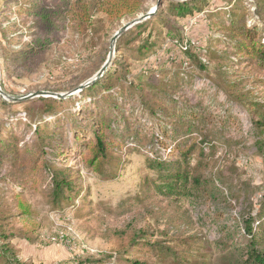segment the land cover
<instances>
[{"label":"rangeland","instance_id":"obj_1","mask_svg":"<svg viewBox=\"0 0 264 264\" xmlns=\"http://www.w3.org/2000/svg\"><path fill=\"white\" fill-rule=\"evenodd\" d=\"M143 1L137 17L167 8L170 0ZM65 2L0 0L5 94L74 90L103 67L116 31L132 20L107 22L97 14L94 36L79 35L67 22L45 31L38 12ZM168 14L163 18L170 24L153 29L152 61L144 63L161 67L160 76L138 73L133 88L123 85L124 72L143 65L131 49L140 44L136 31L124 50L115 49L108 74L118 80L107 75L102 86L52 103L0 93V231L7 235L0 245L7 240L19 264H128L124 257L151 264H241L252 234L264 247V150L256 145L260 114L250 109L259 102L264 112V67L240 60L229 39L231 22L242 19L259 27L264 42V19L254 0H238L233 8L207 0L192 15ZM149 30L151 25L144 37ZM172 36L185 37L193 56L175 47ZM200 48L207 50L205 67ZM122 86L116 97L103 95ZM100 129L112 142L98 173L88 159ZM183 154L191 167L202 161L206 187L197 199L161 192L163 183L149 167L153 159L177 163ZM48 163L53 171L65 170L71 184L62 203L53 198ZM144 242L173 246L182 258L145 254ZM0 264H7L1 253Z\"/></svg>","mask_w":264,"mask_h":264},{"label":"trees","instance_id":"obj_2","mask_svg":"<svg viewBox=\"0 0 264 264\" xmlns=\"http://www.w3.org/2000/svg\"><path fill=\"white\" fill-rule=\"evenodd\" d=\"M65 4L62 7L58 8H49V9H42L38 12L39 21L43 27V29L47 32H56L59 28L58 22L68 23L70 26H74L78 31L79 35H89L92 34L98 35L100 29L97 27V21L95 16L97 14L102 15L105 20L108 22L112 21L113 23H117L122 19L130 18L134 19L135 16L144 6L143 0H65ZM163 0H160V4ZM207 0H170L167 8H162L152 15L150 18L140 22L127 31L123 32L119 38L115 42V49H120L122 46H128L131 42L130 38H128L131 34L138 31L135 35L134 40L138 41L139 46L138 48H131L133 49L132 52L135 54L134 57H139L136 60H140L139 62H143L140 69L137 70H130L124 72L122 78L124 80L123 85H130L131 88L134 87L135 84V76L139 73L145 76H160L163 69L160 68H152L149 66H144V63H149L152 61L150 58V54L148 55L147 51L152 46V41L150 40L152 37V33L154 32L153 29L155 28L156 24L159 22H164L170 24L169 21H164V13L169 12L166 18L171 19V16L177 17H184L187 15H192L195 9L199 8L201 3L206 2ZM224 3H227V7L230 6L233 8L238 3V0H222ZM255 1V12L259 19H264V0H254ZM161 6V5H160ZM238 9L240 8L237 6ZM130 20V21H132ZM151 25V30L147 33V37L143 36V31H147ZM172 29V28H171ZM173 31V29H172ZM117 32V31H116ZM261 30L259 29L256 24L254 26L248 25L245 20L240 19L238 22L232 21L229 27V39L231 43H236V55H240V60H250L256 61L260 66L264 67V42L263 37L260 34ZM180 36H172L169 41L174 44L175 47L184 53L192 54L193 45L185 38ZM95 38V37H94ZM167 42L164 43V45ZM229 43V42H228ZM230 44V43H229ZM186 46V47H185ZM161 47L160 46V50ZM125 49V48H124ZM120 49V51L124 50ZM130 49V48H128ZM136 49V50H135ZM163 49V48H162ZM184 49V50H183ZM202 53L199 54V63L200 66H207L208 60L204 58L203 55L207 54V50L200 48L199 49ZM159 51V50H158ZM110 52V51H109ZM157 52V51H156ZM147 53V54H146ZM160 53V52H159ZM155 55L156 58H163L164 56ZM146 54V55H145ZM144 55V56H143ZM115 55L113 56V58ZM169 58L168 56H166ZM112 58V59H113ZM121 58V57H120ZM112 61V60H111ZM121 62V60H119ZM107 62L103 63V65ZM209 63V62H208ZM111 64V62H110ZM108 66L106 72L92 85L89 87L84 88L82 91H87L89 89H94L97 86H102L104 81L108 80L107 75L110 78L116 77L118 80L121 76H112V74H108L111 70V66ZM102 68V67H101ZM100 68V69H101ZM99 69V70H100ZM98 70V72H99ZM97 72V73H98ZM96 73V74H97ZM145 73V74H144ZM113 81V80H111ZM115 82V81H114ZM111 87L109 91H104L103 95H117L123 93V86L116 90ZM141 90V89H139ZM81 91V92H82ZM139 92V91H138ZM116 97V96H115ZM44 101L50 103L55 102L56 98L52 97H41ZM50 103L47 106V109L50 110L51 106ZM250 109L252 111H257L260 114V118L255 122L256 130L255 133L257 140L256 145L257 149L264 150V112H263V105L259 102L251 103ZM160 115V113H158ZM107 130V129H106ZM106 135L108 133L104 130L100 129V132H96V137L93 140L94 144H89L91 148L89 149L90 157L88 159V165L94 169L95 172L100 173L101 168L100 165L102 164L103 159L108 155V149H110V143L112 140H108ZM160 139H157V142ZM183 157V158H182ZM182 160L179 162L174 161H166L162 159H153L150 161L149 167L156 170L160 181L163 183V186L159 187L161 192L169 195L178 197L184 196L188 198L189 196L194 197L197 199L201 192L203 191L204 186V174H202V170L200 169L202 161L199 160L194 167L188 162L187 155L183 154ZM48 169L51 172V181H52V193L55 202L62 203V199L65 197V189L70 187V182L67 180L65 170H61L60 168L54 169V171L49 167L50 163L47 164ZM54 167V166H53ZM68 197V195H67ZM24 211H28L27 207L23 204H19ZM1 232V231H0ZM250 234L253 233V230H250ZM1 238L6 239L7 235L5 232H1ZM135 238H138L136 235ZM261 240L257 239L254 234H252L250 245L247 248L245 253V259L241 264H264V247L259 246V242ZM139 244H134L133 247H137ZM142 249H146L145 254H154L157 255H174L177 261H180L182 257H178L179 250H175L173 246H165L161 243H150L144 242L143 244L139 245ZM0 253L6 258L7 264H12L14 261L16 264H19L18 257L12 255L11 249L8 245L7 240H5L0 245ZM126 260L128 264H151L149 260H144L142 258H123ZM13 260V261H12Z\"/></svg>","mask_w":264,"mask_h":264},{"label":"water","instance_id":"obj_3","mask_svg":"<svg viewBox=\"0 0 264 264\" xmlns=\"http://www.w3.org/2000/svg\"><path fill=\"white\" fill-rule=\"evenodd\" d=\"M155 12H148L145 15H140L139 17H137L136 19L126 23L124 26H122V28H120L114 35V37L112 38V42H111V50L109 53V57L107 59V62L103 65V67L101 68V70L92 78L88 79L87 81H85L84 83L80 84L77 88H75L74 90L67 92V93H50V92H36V93H32L29 94L27 96H21L20 98H16V97H11L7 94H5L2 90H1V86H0V93L2 94L3 97H7L10 100H14V101H19V100H26L29 98H35V97H54V98H58V99H67L75 94L80 93L84 88L89 87L90 85H92L95 81H97L108 69V66L114 56V52H115V42L116 40L119 38V36L127 31L128 29H130L131 27H133L134 25L143 22L144 20L150 18L152 15H154Z\"/></svg>","mask_w":264,"mask_h":264}]
</instances>
